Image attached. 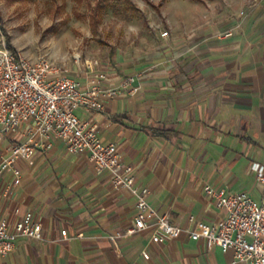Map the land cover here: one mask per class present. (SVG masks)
Segmentation results:
<instances>
[{
  "label": "crops",
  "instance_id": "obj_1",
  "mask_svg": "<svg viewBox=\"0 0 264 264\" xmlns=\"http://www.w3.org/2000/svg\"><path fill=\"white\" fill-rule=\"evenodd\" d=\"M226 2L216 24L186 37L68 67L82 89L118 90L100 97L101 109L74 112L96 123L103 143L116 144L121 162L149 188L150 204L180 225V234L153 242L154 231L144 230L111 240L132 225L135 197L51 132L0 174V223L12 227L31 211L42 226L41 239L18 237L0 264H243L232 249L189 236L225 217L207 184L264 200L252 168H264V0ZM128 76L133 81L123 86ZM31 125L4 133L0 154L26 142Z\"/></svg>",
  "mask_w": 264,
  "mask_h": 264
},
{
  "label": "built area",
  "instance_id": "obj_2",
  "mask_svg": "<svg viewBox=\"0 0 264 264\" xmlns=\"http://www.w3.org/2000/svg\"><path fill=\"white\" fill-rule=\"evenodd\" d=\"M166 34V31L162 33ZM68 73L65 63L44 56L30 60L5 44L0 46V141L4 133L15 130L21 122H32L28 140L13 143L7 147L6 155L0 154V174L13 167L18 156L34 151L38 145L36 137L48 138L53 132L69 151L86 154L96 171L108 172L115 186L127 188L135 197L132 225L110 235L111 240L144 230L154 231L153 242L159 241L161 235L178 236L182 227L150 204L149 188L138 182L131 165L121 162L116 144L103 143L96 123L83 121L74 112L78 106L87 111L99 110L102 108L100 97L113 96L118 90L99 85L82 89ZM132 81L133 77L128 76L122 85ZM41 145L50 146L49 143ZM252 168L257 180L264 185V168L258 164H253ZM18 182L17 175L15 183ZM204 191L225 212V217L212 226L189 231L190 238H203L209 246L217 245L223 252L232 249L236 262L264 264V200H255L245 191L228 192L210 184L204 186ZM61 235L67 237L66 230H62ZM21 236L42 238V226L34 220L31 211L12 227L0 223V254L10 253ZM143 256L148 258L146 252Z\"/></svg>",
  "mask_w": 264,
  "mask_h": 264
},
{
  "label": "rangeland",
  "instance_id": "obj_3",
  "mask_svg": "<svg viewBox=\"0 0 264 264\" xmlns=\"http://www.w3.org/2000/svg\"><path fill=\"white\" fill-rule=\"evenodd\" d=\"M105 5L94 26L90 7ZM226 0H0V46L33 60L112 62L216 24ZM166 35H162L163 32Z\"/></svg>",
  "mask_w": 264,
  "mask_h": 264
},
{
  "label": "trees",
  "instance_id": "obj_4",
  "mask_svg": "<svg viewBox=\"0 0 264 264\" xmlns=\"http://www.w3.org/2000/svg\"><path fill=\"white\" fill-rule=\"evenodd\" d=\"M105 5H107V4H105ZM105 5H102L100 2H98V3L94 4L92 7H90V20H91L92 25L95 26L97 24L98 15ZM9 48L15 52L14 48H12L10 46H9Z\"/></svg>",
  "mask_w": 264,
  "mask_h": 264
}]
</instances>
